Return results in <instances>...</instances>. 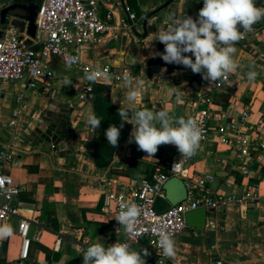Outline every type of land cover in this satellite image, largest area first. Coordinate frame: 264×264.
Listing matches in <instances>:
<instances>
[{
	"label": "crops",
	"instance_id": "crops-1",
	"mask_svg": "<svg viewBox=\"0 0 264 264\" xmlns=\"http://www.w3.org/2000/svg\"><path fill=\"white\" fill-rule=\"evenodd\" d=\"M11 0H0V36L12 27V17L3 10ZM168 0H100L102 13L112 8L120 30L97 44H85L81 58L96 65H127L134 78L128 83L109 85V101L122 110L136 109L169 111L187 119L200 96L209 98L212 108L214 134L199 143L192 155L189 172L207 175L214 191L240 195L242 203L208 212L204 228L190 227L175 240V257L170 264H264V56H256L253 36L247 43L235 44L234 71L240 78L232 87H207L202 74L191 69L167 74L156 68L149 77L148 60L157 52L158 40L154 34L160 26H173L183 16L198 17L203 0H173L168 7L150 21V34L138 37L133 26L143 32L146 15ZM259 0H256V4ZM260 6H264V0ZM126 7L137 18L123 25ZM264 19L256 24L263 23ZM36 35V34H35ZM28 31L24 36H35ZM262 47V44H258ZM56 78L38 89L29 86V79L8 83L0 93V148L15 153L12 163L4 166L23 187L17 198L21 214L39 223L31 226L28 257L21 258L23 240L18 230V219L10 221L11 235L0 238V264H83V254L93 243L105 246L112 239H120L125 230L116 221L114 203H107L113 195L134 180L151 179L156 165L178 155L174 145H161L155 156L138 150L135 142L126 138L115 151L109 166L99 167L93 159L94 136L88 118L95 115L94 98L80 101L81 78L77 68L59 57L51 59ZM255 71L254 81L247 78ZM143 86L133 103L127 97L129 88L138 82ZM21 95L22 99L17 100ZM21 108L16 125H10L12 113ZM250 108V116L241 132L235 127L241 121L242 111ZM56 122L57 132L68 134L69 145L62 153L53 145L41 143L31 136L36 128L46 129ZM131 122V121H129ZM224 128L232 138L241 135L248 154L222 142L217 129ZM133 130V125L131 132ZM218 131V130H217ZM130 132V134H131ZM240 143V145H242ZM119 229V230H118ZM38 236V238H37ZM134 250L147 249L142 257L147 262L155 255L146 241L137 243Z\"/></svg>",
	"mask_w": 264,
	"mask_h": 264
},
{
	"label": "built area",
	"instance_id": "built-area-1",
	"mask_svg": "<svg viewBox=\"0 0 264 264\" xmlns=\"http://www.w3.org/2000/svg\"><path fill=\"white\" fill-rule=\"evenodd\" d=\"M126 12L127 17L122 22L123 25L130 27L129 20H134L137 16L128 7ZM36 24L37 33L31 38L24 36V33L14 26L6 29L0 36V93L4 92L8 83L16 82L24 76L28 77L29 86L35 89L54 81L56 71L51 65V59L54 57H59L68 63L75 58V62L71 64L77 68L81 78L80 101L93 100L95 85L98 82L128 83L134 78L133 70L127 65H96L87 63L81 58V48L85 44H97L120 30L115 20L114 10L108 8L105 13H102L100 0H41ZM253 36H257L258 42L262 44V47L258 45L259 43L253 44L256 56H264V22L254 24L252 31L245 34L239 43H247ZM91 72L97 73L94 81L86 78V74ZM239 78L240 73L233 71L227 75L226 79L216 82L207 80L206 86L225 89L232 87ZM21 99V95L17 96V100ZM210 102L209 98L200 96L196 100L194 111L187 117V119H194L201 129L200 142L209 140L215 132ZM20 113V107L13 111L10 125H16ZM249 116L250 108L245 107L240 123L235 126L238 132H241ZM217 130L223 143L237 147L243 154H248L245 144L241 143V135H236L234 139L226 129ZM260 146L264 147V139L260 142ZM15 156L10 148H0V226H10L13 218L19 220L18 230L23 240L21 258L26 259L31 241V226L39 222L21 214L17 198L22 193L23 187L11 175L4 172V166L12 163ZM191 162L192 156L182 158L178 152L176 158H168L163 164L156 165L151 179L144 177L141 181L134 180L130 184H125L123 190L108 195L107 203L115 204L117 215L122 201L139 205L142 212L131 236L125 232L120 239L109 241L106 247L117 241H126L134 248L137 243L144 240L155 251V255L146 264H170L171 258L163 253L160 245L162 231L170 234L175 242L176 238L189 228L186 220V214L189 211L206 208L209 212H215L233 203H242L238 194L214 191L210 187L209 176L191 174L189 172ZM174 164H176L175 167H173ZM172 176L183 179L187 187V197L169 210L158 212L155 208L157 199L166 197L164 185ZM217 264H224V262L220 260Z\"/></svg>",
	"mask_w": 264,
	"mask_h": 264
},
{
	"label": "clouds",
	"instance_id": "clouds-1",
	"mask_svg": "<svg viewBox=\"0 0 264 264\" xmlns=\"http://www.w3.org/2000/svg\"><path fill=\"white\" fill-rule=\"evenodd\" d=\"M170 19L175 21L173 26H160L154 34L155 40L164 45V52L155 55L167 64L183 65L195 74H202L205 80L216 82L226 79L238 67L234 59L237 51L235 44L252 31L254 24L264 19V6H256V0H203V7L196 19L183 16L177 21L172 14ZM188 53L191 56L185 55ZM73 62L75 58L69 61V66ZM96 75V72H91L86 74V78L94 81ZM256 76L255 71L247 74L250 81H254ZM142 86L141 81L135 89L129 88V103L136 100ZM129 111L124 109L118 113L121 121H131L133 125L129 143L135 142L138 150L148 156L154 157L161 145H174L182 158L191 157L199 148L202 132L194 119L178 117L165 110L153 112L147 109L131 111L129 118ZM88 123L96 130L101 120L91 115ZM119 137L120 128L110 125L106 130L108 144L117 147ZM119 209L115 219L126 234L131 236L142 209L135 203L123 201ZM11 233V226H0V238ZM160 245L166 256L175 257V242L170 234L163 231L160 233ZM141 253L143 256L149 254L147 249L134 250L126 241H117L107 247L97 242L88 246L82 256L83 264H146Z\"/></svg>",
	"mask_w": 264,
	"mask_h": 264
},
{
	"label": "water",
	"instance_id": "water-1",
	"mask_svg": "<svg viewBox=\"0 0 264 264\" xmlns=\"http://www.w3.org/2000/svg\"><path fill=\"white\" fill-rule=\"evenodd\" d=\"M173 0H168L164 5L160 6L156 10L148 13L144 18L143 32L140 33L136 26H133V31L138 37H147L150 34V21L154 15L161 10L168 7ZM263 0H259L256 6H260ZM41 7V0H11L5 7L3 13L5 17H12L11 25L18 28L21 33L28 31L35 35L37 33L36 19L38 11ZM203 7V2L201 8ZM131 23L133 21L131 20ZM157 52H164V45L157 43ZM191 56V53L185 54ZM194 60V56L192 57ZM149 77L153 78V73L156 68H161L166 71L167 74H172L181 70H187L183 65L167 64L160 56L154 55L148 60ZM130 114V111H129ZM32 139H37L41 143L53 145L55 149L64 153L69 145L68 134L64 132H57L56 122H52L46 129L36 128L31 136ZM166 190V197H159L157 199L155 208L158 212H164L169 210L173 205L178 204L187 197V187L182 178L178 176H172L168 179L164 185ZM208 212L206 208H199L197 210L189 211L186 214L187 224L190 227L204 228L207 223Z\"/></svg>",
	"mask_w": 264,
	"mask_h": 264
},
{
	"label": "trees",
	"instance_id": "trees-1",
	"mask_svg": "<svg viewBox=\"0 0 264 264\" xmlns=\"http://www.w3.org/2000/svg\"><path fill=\"white\" fill-rule=\"evenodd\" d=\"M109 85L103 82L96 83L94 93L95 116L101 120V123L95 130L94 151L92 155L95 164L99 167H106L112 163L116 149L122 141L130 136L132 129L130 122L121 121L118 113L122 109L114 106L109 101L107 97ZM122 123L123 127L121 128ZM110 125H115L120 128L118 146L115 148L109 145L106 139V130Z\"/></svg>",
	"mask_w": 264,
	"mask_h": 264
}]
</instances>
